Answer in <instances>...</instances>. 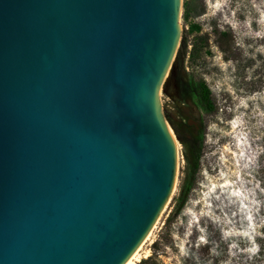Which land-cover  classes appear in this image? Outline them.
Returning a JSON list of instances; mask_svg holds the SVG:
<instances>
[{
  "label": "water",
  "instance_id": "obj_1",
  "mask_svg": "<svg viewBox=\"0 0 264 264\" xmlns=\"http://www.w3.org/2000/svg\"><path fill=\"white\" fill-rule=\"evenodd\" d=\"M180 7L0 0V264H122L145 236L175 176L156 90Z\"/></svg>",
  "mask_w": 264,
  "mask_h": 264
},
{
  "label": "rangeland",
  "instance_id": "obj_2",
  "mask_svg": "<svg viewBox=\"0 0 264 264\" xmlns=\"http://www.w3.org/2000/svg\"><path fill=\"white\" fill-rule=\"evenodd\" d=\"M178 23L182 66L205 82L216 111L205 115L177 101L173 60L161 114L183 138L184 123H201L202 148L186 203L170 219L185 172L174 136L175 189L134 264H264V0H181Z\"/></svg>",
  "mask_w": 264,
  "mask_h": 264
},
{
  "label": "trees",
  "instance_id": "obj_3",
  "mask_svg": "<svg viewBox=\"0 0 264 264\" xmlns=\"http://www.w3.org/2000/svg\"><path fill=\"white\" fill-rule=\"evenodd\" d=\"M191 51L189 54L192 56L194 48ZM184 54H186V44L185 38L182 37L174 58V63L178 65V69L171 68L169 74V80L174 86L176 99L189 109L205 115H211L216 109L210 91L202 79L195 78L184 70L182 66V56ZM165 119L177 141L183 146V159L185 161L184 177L179 187L178 195L174 200L171 219L183 208L192 188L202 148V129L196 131L193 126H188L187 123H184L186 134L183 138L170 117L165 115ZM142 262L146 263V261Z\"/></svg>",
  "mask_w": 264,
  "mask_h": 264
},
{
  "label": "bare ground",
  "instance_id": "obj_4",
  "mask_svg": "<svg viewBox=\"0 0 264 264\" xmlns=\"http://www.w3.org/2000/svg\"><path fill=\"white\" fill-rule=\"evenodd\" d=\"M179 14H180V10H179ZM179 29H180V26H179ZM166 77H167V72H165V74L163 76V79L161 80V83L159 84V86L157 87V90H156V101H157L158 105H159V102H160L159 98H160L161 87H162ZM166 129H167L168 135H169V137L171 139V142H172V144L174 146V149L176 151V164H175V176H174L173 187H172L171 193L169 194L168 198L166 199L165 203L163 204L162 208L160 209L159 213L157 214L155 220L153 221L151 227L148 229V231L145 234V236L141 239V241L138 243V245L135 247V249L132 251V253L125 259V261L122 264H134L135 262L139 261V257H140L139 255L140 254H138V253L141 250V248L143 247V245L150 240L151 235L154 232L153 230L157 226V223H158L161 215H163V212L167 208V205H168V203H169V201L171 199V196L173 194V191L175 189L176 176L178 174L177 173V171H178V160H179L178 159V157H179V155H178V143L176 142V139L174 137V134H173L171 128L166 125ZM147 256H148V254L146 252L145 253V257H147Z\"/></svg>",
  "mask_w": 264,
  "mask_h": 264
},
{
  "label": "flooded vegetation",
  "instance_id": "obj_5",
  "mask_svg": "<svg viewBox=\"0 0 264 264\" xmlns=\"http://www.w3.org/2000/svg\"><path fill=\"white\" fill-rule=\"evenodd\" d=\"M194 127V129L196 131L200 130L201 129V123H198V122H194V124L192 125Z\"/></svg>",
  "mask_w": 264,
  "mask_h": 264
}]
</instances>
